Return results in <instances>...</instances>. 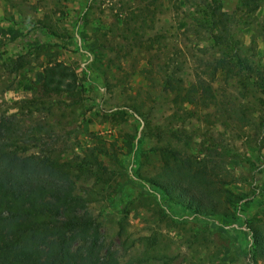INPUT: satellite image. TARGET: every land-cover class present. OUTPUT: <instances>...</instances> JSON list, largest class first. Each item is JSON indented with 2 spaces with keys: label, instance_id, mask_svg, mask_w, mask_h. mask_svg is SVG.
<instances>
[{
  "label": "rangeland",
  "instance_id": "rangeland-1",
  "mask_svg": "<svg viewBox=\"0 0 264 264\" xmlns=\"http://www.w3.org/2000/svg\"><path fill=\"white\" fill-rule=\"evenodd\" d=\"M219 2L230 50L212 40L214 0H0V118L18 154L87 200L102 264H263L248 262L245 223H264V5L245 16ZM54 61L76 74L70 95L40 89ZM164 146L206 163L214 200L243 197L239 228L171 217L138 185L132 167L155 176Z\"/></svg>",
  "mask_w": 264,
  "mask_h": 264
},
{
  "label": "trees",
  "instance_id": "trees-1",
  "mask_svg": "<svg viewBox=\"0 0 264 264\" xmlns=\"http://www.w3.org/2000/svg\"><path fill=\"white\" fill-rule=\"evenodd\" d=\"M263 5L264 0H238L234 12L250 16ZM210 17L212 25L220 29L219 36L212 37L214 45L230 50L232 40L221 33H227L225 26L231 15L222 11L219 0H214ZM217 64L235 74L225 60L219 59ZM21 67L19 60L17 68ZM76 88L77 77L70 66L58 61L44 65L40 84L43 94L70 95ZM13 123L0 118V264H102L98 226L83 211L87 200L75 193L74 184L66 175L34 155L18 154L20 146ZM156 152L160 171L147 178L135 166L132 177L146 192L160 197L171 217L210 221L212 227L219 229L241 226L235 224V209L243 197L227 190L224 200H214V175L206 163L181 157L179 151L168 146L157 148ZM139 154L138 144H132L131 157ZM258 222L259 225L245 223L246 257L249 263L264 264V223Z\"/></svg>",
  "mask_w": 264,
  "mask_h": 264
}]
</instances>
